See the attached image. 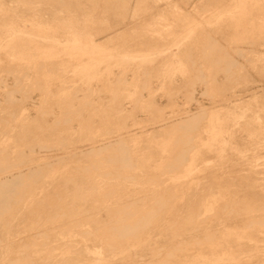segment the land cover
Wrapping results in <instances>:
<instances>
[{
    "label": "rangeland",
    "instance_id": "obj_1",
    "mask_svg": "<svg viewBox=\"0 0 264 264\" xmlns=\"http://www.w3.org/2000/svg\"><path fill=\"white\" fill-rule=\"evenodd\" d=\"M263 223L264 0H0V264H264Z\"/></svg>",
    "mask_w": 264,
    "mask_h": 264
},
{
    "label": "bare ground",
    "instance_id": "obj_2",
    "mask_svg": "<svg viewBox=\"0 0 264 264\" xmlns=\"http://www.w3.org/2000/svg\"><path fill=\"white\" fill-rule=\"evenodd\" d=\"M196 117V116H195ZM155 180V179H154ZM162 181V180H161ZM203 189V188H202ZM214 189V188H213ZM17 191H19V190H17ZM151 192V191H150ZM207 195V194H206ZM47 196V195H46ZM56 197V196H55ZM156 199V198H155ZM58 200V199H57ZM162 201V200H161ZM139 202V201H138ZM213 202H215V201H213ZM217 202V201H216ZM212 203V202H211ZM133 204V203H132ZM234 205V204H233ZM211 206H212V204H211ZM213 207H214V205H213ZM212 207V208H213ZM208 209V208H207ZM207 211V210H206ZM212 209H208V212L207 213H212ZM180 212V211H179ZM214 212V211H213ZM127 214V213H126ZM129 214V213H128ZM233 214V213H232ZM93 216V215H92ZM194 216H195V214H194ZM115 217V216H114ZM121 217H123V216H121ZM199 217V216H198ZM91 218V217H90ZM188 218H190V215L188 216ZM192 218V217H191ZM126 219V218H125ZM13 220V219H12ZM68 220V219H67ZM186 220V219H185ZM77 221V220H76ZM118 221V220H117ZM115 222V221H114ZM116 223V222H115ZM138 224V223H137ZM247 225V224H246ZM252 225V227H253V224H250V226ZM256 225H258V224H256ZM261 226H264V223L261 225ZM59 227V226H58ZM77 227V226H76ZM238 228H240L241 226H237ZM244 227V226H243ZM245 229H246V226L244 227ZM244 228H242V229H244ZM121 229V228H120ZM226 229H228V230H230L229 228H226ZM66 230V229H65ZM117 231V230H116ZM128 231V230H127ZM224 231V230H223ZM232 231H234V230H231V232ZM239 231H241V228L239 229ZM247 231V230H246ZM229 232V231H228ZM114 233V232H113ZM122 233V232H121ZM226 233H227V231H226ZM241 233V232H240ZM239 233V234H240ZM245 233V232H244ZM247 233H248V231H247ZM43 234H44V232H43ZM135 234V233H134ZM228 234V233H227ZM42 235V234H41ZM115 235H116V233H115ZM124 235V234H123ZM224 235V234H223ZM235 235V234H234ZM238 235V234H237ZM244 235V234H243ZM248 235V234H247ZM214 236V235H213ZM233 236V235H232ZM231 236V237H232ZM48 237V236H47ZM118 237H120V236H118ZM124 237V236H123ZM221 237V236H220ZM219 237V238H220ZM240 237V236H239ZM241 237H242V234H241ZM244 237V236H243ZM248 237V236H247ZM252 237V236H251ZM213 238V237H212ZM222 238V237H221ZM5 239V238H4ZM224 239V238H223ZM237 239V238H236ZM248 239V238H247ZM230 240V239H229ZM212 241V240H211ZM263 241H264V239H263ZM22 242V241H21ZM219 242V241H218ZM225 242V241H224ZM228 242V241H227ZM229 242H231V241H229ZM232 243V242H231ZM30 244V243H29ZM238 245V244H237ZM219 247H221L220 245H218ZM222 248V247H221ZM226 248V247H225ZM25 249V248H24ZM22 250V249H21ZM21 253V252H20ZM246 254H247V252H246ZM249 254V253H248ZM248 254L246 255V256H248ZM245 256V255H244ZM245 256V257H246ZM220 258V257H219ZM215 259H217V257H215ZM247 259V258H246ZM236 260V259H235ZM244 260V259H243ZM242 260V261H243ZM248 260V259H247ZM246 260V261H247ZM195 261V260H194ZM225 261V260H224ZM231 261V260H230ZM229 261V262H230ZM217 262V261H216ZM250 262H251V260H250ZM249 262V263H250ZM13 263V262H12ZM221 263V262H220ZM233 263V262H232ZM247 263V262H246ZM239 264H240V262H239ZM244 264V263H243Z\"/></svg>",
    "mask_w": 264,
    "mask_h": 264
}]
</instances>
